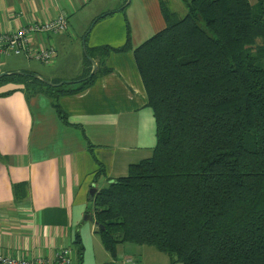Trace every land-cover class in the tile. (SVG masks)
Listing matches in <instances>:
<instances>
[{
	"label": "trees",
	"instance_id": "obj_1",
	"mask_svg": "<svg viewBox=\"0 0 264 264\" xmlns=\"http://www.w3.org/2000/svg\"><path fill=\"white\" fill-rule=\"evenodd\" d=\"M183 1L187 15L165 5V29L137 49L129 28L122 47L87 46L88 67L73 83L48 85L26 71L3 76L0 88L23 86L28 97L45 91L69 124L59 98L111 73V52H133L156 145L127 176L94 184L86 214L105 250L117 258L129 243L152 246L171 264H264V0ZM104 175L100 167L95 177ZM73 248L82 262L78 234Z\"/></svg>",
	"mask_w": 264,
	"mask_h": 264
},
{
	"label": "crops",
	"instance_id": "obj_2",
	"mask_svg": "<svg viewBox=\"0 0 264 264\" xmlns=\"http://www.w3.org/2000/svg\"><path fill=\"white\" fill-rule=\"evenodd\" d=\"M168 1L0 0V34L65 14L68 22L79 19L85 54L87 46L122 47L128 28L137 49L165 29L163 8ZM70 26L63 35H34L32 44L53 46V64H58L62 52L72 46ZM107 66L112 72L87 90L59 98L69 124L58 117L49 97H28L23 86L0 88V253L39 258L73 248L78 234L84 246L82 262L95 263L88 249V227L82 225L88 191L94 184L99 190L109 180L127 176L131 165L152 157L156 145L155 119L133 52H111ZM87 67L84 64L70 81L83 76ZM11 89V95L1 96ZM100 167L105 175L97 179Z\"/></svg>",
	"mask_w": 264,
	"mask_h": 264
},
{
	"label": "rangeland",
	"instance_id": "obj_3",
	"mask_svg": "<svg viewBox=\"0 0 264 264\" xmlns=\"http://www.w3.org/2000/svg\"><path fill=\"white\" fill-rule=\"evenodd\" d=\"M251 1L253 4H255L256 2L255 0ZM166 3L168 6L167 11L169 10L171 15H174L179 19L187 15V3L183 0H169ZM179 3H182L183 5H179ZM99 6L100 4L97 7ZM78 20V18L73 17L69 19L70 25L73 27L72 28L70 26V29H72L69 31V35L72 36V46L67 47V49L62 52V54L60 55V62L58 64L47 66L39 61L28 60L23 56H13L8 57L7 59H5V61L2 62L3 64L0 65V70L22 73L30 71L35 72L37 76H40L41 78L49 82L55 83L56 80H60V83L71 82L70 80L72 79V77H77L81 74L83 65L88 64L85 58L83 39L82 41L80 40L82 34L80 28L78 27ZM71 87L72 86H69L68 88ZM42 93L46 96L45 91H43ZM102 187L103 186H101L100 188ZM91 189L88 191L89 195ZM86 215L87 214H85V216ZM85 216H83L82 225L88 227V234L90 235L91 242V246H88V249L90 251V254L91 252H93L95 255L96 261L94 264H105L108 261H112V255H110L105 250L101 242L100 235L96 232V225L94 221L89 219L85 220ZM88 244L89 242L87 241V245ZM117 252L118 257H124L126 255L135 257L137 260V264H171L170 256H168L166 253L158 251L152 246H139L126 243L118 246ZM78 264H88V262L80 261Z\"/></svg>",
	"mask_w": 264,
	"mask_h": 264
},
{
	"label": "built area",
	"instance_id": "obj_4",
	"mask_svg": "<svg viewBox=\"0 0 264 264\" xmlns=\"http://www.w3.org/2000/svg\"><path fill=\"white\" fill-rule=\"evenodd\" d=\"M69 30L68 17L60 14L45 22H34L22 26L18 30L0 34V61L8 56H23L28 60L39 61L50 66L56 58L53 46L36 47L32 44V36L37 34L63 35ZM0 264H78L76 251L72 247L53 250L47 256L39 258L11 257L0 253ZM109 264H137L135 257L126 255L113 259Z\"/></svg>",
	"mask_w": 264,
	"mask_h": 264
},
{
	"label": "water",
	"instance_id": "obj_5",
	"mask_svg": "<svg viewBox=\"0 0 264 264\" xmlns=\"http://www.w3.org/2000/svg\"><path fill=\"white\" fill-rule=\"evenodd\" d=\"M92 63H93V69H92L91 75H93V74L96 72V70H97V64H96L93 60H92ZM18 73H21V74H22V72L1 73V74H0V81H1V78H2L3 76H8V75H12V74H18ZM91 75H90V76H91ZM34 77H36V78H40V77L37 76V75H34ZM41 79H42L43 81H45V83H47L48 85H52V86H62V85H64V83L53 84V83H51V82H49V81L44 80L43 78H41ZM69 83H73V82H69ZM111 182H112V181H111ZM96 193H97V189L92 188L91 191H90V196H91V197H94ZM90 208H91V204L89 205V209H90ZM87 219H89V220H93L89 214H87V215L85 216V220H87ZM95 225H97V223H95ZM100 228H101V227H100Z\"/></svg>",
	"mask_w": 264,
	"mask_h": 264
}]
</instances>
